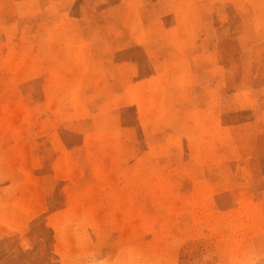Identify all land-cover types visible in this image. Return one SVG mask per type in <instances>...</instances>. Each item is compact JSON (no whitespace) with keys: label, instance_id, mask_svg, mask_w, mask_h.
Instances as JSON below:
<instances>
[{"label":"rangeland","instance_id":"obj_1","mask_svg":"<svg viewBox=\"0 0 264 264\" xmlns=\"http://www.w3.org/2000/svg\"><path fill=\"white\" fill-rule=\"evenodd\" d=\"M0 264H264V0H0Z\"/></svg>","mask_w":264,"mask_h":264}]
</instances>
